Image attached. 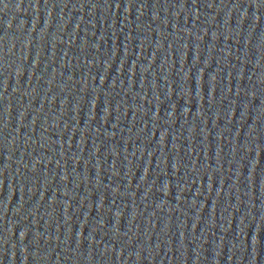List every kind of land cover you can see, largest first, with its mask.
<instances>
[{"label":"water","instance_id":"water-1","mask_svg":"<svg viewBox=\"0 0 264 264\" xmlns=\"http://www.w3.org/2000/svg\"><path fill=\"white\" fill-rule=\"evenodd\" d=\"M0 264H264V0H0Z\"/></svg>","mask_w":264,"mask_h":264}]
</instances>
